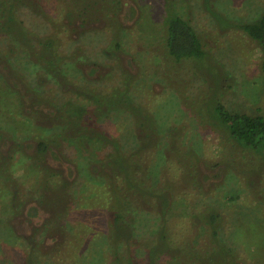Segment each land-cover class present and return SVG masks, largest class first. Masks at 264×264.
<instances>
[{"label":"rangeland","instance_id":"1","mask_svg":"<svg viewBox=\"0 0 264 264\" xmlns=\"http://www.w3.org/2000/svg\"><path fill=\"white\" fill-rule=\"evenodd\" d=\"M60 1L42 3L52 20ZM134 3L122 51L104 58L100 49L109 38L78 33L80 64L97 58L103 66L92 75L80 64L82 70H68L93 89L128 92L130 103L94 117L108 142L80 134L77 125L64 128L53 104L79 111L95 104L75 94L77 82L60 86L26 61L14 37L0 34V264H264V154L230 140L210 101L264 116L261 51L237 26L256 18L264 0ZM17 4L18 18L33 32L68 25L38 26L36 13ZM169 10L194 27L204 59L171 63L164 55ZM45 139L56 140L51 147L59 158L50 150L33 158ZM115 141L128 157L124 171L142 184L125 190L127 181L117 178L123 198L108 199L106 183L94 178L103 168L110 177L119 172L106 164L116 162ZM49 166L63 173L53 175Z\"/></svg>","mask_w":264,"mask_h":264},{"label":"trees","instance_id":"2","mask_svg":"<svg viewBox=\"0 0 264 264\" xmlns=\"http://www.w3.org/2000/svg\"><path fill=\"white\" fill-rule=\"evenodd\" d=\"M44 0H0V34H9L14 37L16 41L15 45L23 46V52L27 62H32L34 65H38L43 72L56 77L60 86L65 89L68 87L67 84L78 83L79 89L75 94L80 96L85 93L87 96L88 103H94L91 109H86L84 106L81 111L75 110L71 105L72 103H56L52 106L53 114L59 118L62 123H64V128L74 127L79 128L77 131L82 134L86 132V136L91 140L102 139L106 142L111 141L107 138L103 132L99 131V127L95 128L93 125L97 122L94 117L109 113L117 106L130 103L128 92L121 90H110L107 91L103 88L96 89L91 88L90 85L81 82L80 79L73 80L70 74L69 68L73 67L74 70H82L80 65L84 68H88L89 75L94 74L97 69L103 66L100 64L98 59H93L89 67L80 64L78 58V51H82V47L79 46V42L75 40V37L79 35L88 33L87 37L90 35L103 36L109 38L106 45L100 49V53L104 54V58L114 56L118 51H122V40L121 36L125 34L128 29L126 25V19L128 15L137 14V5L134 1L137 0H61L60 4L63 5L61 8H57V15L52 20V15H49L50 10H46L42 4ZM25 3L32 9V12L36 13L33 19L36 20V25L40 26L42 22H50L56 27L59 21L67 23L68 25L63 26L66 28L65 32L67 38L64 37V30L51 29L44 30L43 34L40 31L28 29L24 24V21L18 18L16 14L17 3ZM55 5L52 8H56ZM61 6V5H60ZM54 10V9H52ZM53 13V12H52ZM100 21L102 25L93 26V23ZM62 23V24H63ZM42 24V26L44 25ZM248 37L257 42L259 49L261 51L259 68L263 79L262 87V99L264 100V9L257 15L256 18L247 22H241L238 25ZM163 31L164 40L163 48L164 55L170 58L171 63L181 62V61H198L202 60L206 56V51L203 48V43L190 22L178 14L176 11L169 10L167 15L163 20ZM77 30V31H75ZM71 31V35L68 33ZM75 31V33H74ZM107 32L106 34H104ZM109 34V35H108ZM73 42L76 43L73 46V51L67 52L69 44ZM70 54V55H69ZM73 64V65H70ZM80 64V65H79ZM22 95V94H21ZM23 96V95H22ZM213 104L212 111L217 121L225 128L227 134L233 142L237 145L250 149L253 152L264 154V116L261 114H249L245 112L232 111L227 109L220 100H211ZM71 106V107H70ZM131 110H134L131 107ZM94 118V119H92ZM92 122V125H91ZM68 125V126H67ZM53 139H51L52 141ZM45 140H40L36 145L35 158H42L50 153L59 158L58 152L52 151V142ZM53 141H56L55 139ZM114 142V141H113ZM60 145V144H59ZM119 144L115 141L112 144V148L116 150L115 164L110 161L106 164L112 165L113 169H118V173H115L112 177L106 175L108 171L106 169H100L101 173L97 175L99 180L94 178L97 183L101 184L103 189L107 193L108 199L122 197V193H116L117 188V178L120 180H126L127 186L125 190L140 188L139 185L142 182L137 178H132V171L125 172L124 167H122V162L124 164L128 157L122 154L121 151L116 147ZM117 153V154H116ZM138 153V151L136 152ZM113 154V153H112ZM110 154L111 158L114 157ZM138 155V154H135ZM40 160V159H39ZM118 164V165H116ZM91 165V164H90ZM101 166V165H100ZM125 166V165H124ZM118 167V168H117ZM45 170L50 171L53 175H58L63 173L62 171L50 166ZM99 171V170H97ZM102 179V181H101ZM128 179V180H127ZM135 182L131 184V182ZM110 182L115 183V188L108 187ZM121 182V181H120ZM146 186V187H145ZM143 190H149L147 185L141 186ZM166 186L163 187L165 189ZM137 188V189H138ZM161 191V190H160ZM109 201V200H108ZM120 206L116 207V212L119 214Z\"/></svg>","mask_w":264,"mask_h":264}]
</instances>
